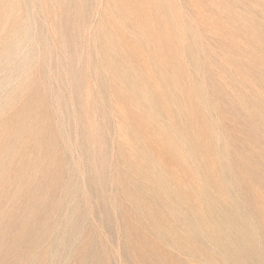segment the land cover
Instances as JSON below:
<instances>
[{
  "label": "rangeland",
  "instance_id": "obj_1",
  "mask_svg": "<svg viewBox=\"0 0 264 264\" xmlns=\"http://www.w3.org/2000/svg\"><path fill=\"white\" fill-rule=\"evenodd\" d=\"M0 88V264H264V0H0Z\"/></svg>",
  "mask_w": 264,
  "mask_h": 264
},
{
  "label": "bare ground",
  "instance_id": "obj_2",
  "mask_svg": "<svg viewBox=\"0 0 264 264\" xmlns=\"http://www.w3.org/2000/svg\"><path fill=\"white\" fill-rule=\"evenodd\" d=\"M45 2V1H44ZM234 3V2H233ZM107 4V3H106ZM105 5V4H104ZM126 6V5H125ZM253 6V5H252ZM5 7V6H4ZM216 7H218V6H216ZM105 9V8H104ZM2 10V9H1ZM201 11V10H200ZM223 11V10H222ZM103 12V11H102ZM170 13V12H169ZM202 13V12H201ZM218 13V12H217ZM216 13V14H217ZM255 13V12H254ZM113 14V13H112ZM111 15V14H110ZM176 15V14H175ZM184 16V15H183ZM29 17V16H28ZM239 18V17H238ZM22 19V18H21ZM28 19V18H27ZM237 19V18H236ZM117 21V20H116ZM243 21V20H242ZM5 23V22H4ZM204 25V24H203ZM17 26V25H16ZM125 26V25H124ZM100 27H101V25H100ZM31 29V28H30ZM99 29V28H98ZM102 29V28H101ZM125 29V28H124ZM181 29V28H180ZM229 31V30H228ZM18 32V31H17ZM31 32V31H30ZM14 34V33H13ZM19 35H21V34H19ZM27 35V34H26ZM122 35V34H121ZM7 36V35H6ZM24 36V35H23ZM15 37V36H14ZM37 37V36H36ZM103 37V36H102ZM224 37V36H223ZM228 37V36H227ZM31 38V37H30ZM39 38V37H38ZM15 41V40H14ZM99 41V40H98ZM97 41V42H98ZM189 41V40H188ZM208 41V40H207ZM19 42V41H18ZM27 42H28V40H27ZM48 44V43H47ZM26 45V44H25ZM48 47V46H47ZM249 47V46H248ZM25 48V47H24ZM49 48V47H48ZM122 49V48H121ZM153 49V48H152ZM17 53V52H16ZM117 53V52H116ZM124 53V52H123ZM125 56V55H124ZM25 57V56H24ZM27 57V56H26ZM147 57V56H146ZM37 59V58H36ZM17 60V59H16ZM42 60V59H41ZM66 60V59H65ZM28 61V60H27ZM37 61V60H36ZM35 61V62H36ZM26 64V63H25ZM110 64V63H109ZM36 65V64H35ZM77 65V64H76ZM38 66V65H37ZM163 66V65H162ZM28 67V66H27ZM40 72V71H39ZM136 72V71H135ZM167 73V72H166ZM104 74V73H103ZM23 75H24V73H23ZM61 75V74H60ZM44 76V75H43ZM112 77V76H111ZM99 79V78H98ZM21 80V79H20ZM39 80V79H38ZM25 81V80H24ZM105 81V80H104ZM4 82V81H3ZM26 83V82H25ZM193 83V82H192ZM8 84V83H7ZM31 84H33V83H31ZM30 86V85H29ZM28 86V87H29ZM193 86V85H192ZM15 87V86H14ZM110 89V88H109ZM159 89V88H158ZM0 90H1V88H0ZM11 90V89H10ZM29 90V89H28ZM3 91V90H2ZM14 91H15V89H14ZM213 91V90H212ZM26 92V91H25ZM33 95V94H32ZM54 96H55V94H54ZM109 98V97H108ZM236 98V97H235ZM240 98V97H239ZM102 100V99H101ZM238 102H239V100H238ZM105 103V102H104ZM9 104V103H8ZM41 104V103H40ZM29 107V106H28ZM115 107V106H114ZM10 108H11V106H10ZM13 109V108H12ZM36 112V111H35ZM5 113V112H4ZM23 115V114H22ZM115 118V117H114ZM24 120V119H23ZM42 120V119H41ZM44 122V121H43ZM43 124V123H42ZM161 124V123H160ZM118 125V124H117ZM5 126H6V124H5ZM24 128V127H23ZM0 131H2V129L0 130ZM24 131V130H23ZM18 133V132H17ZM118 135V134H117ZM20 136V135H19ZM124 137H126V136H124ZM224 139V138H223ZM129 140V139H128ZM221 145V144H220ZM16 146V145H15ZM14 147V146H13ZM19 151V150H18ZM58 153V152H57ZM180 153V152H179ZM5 155V154H4ZM29 160V159H28ZM27 160V161H28ZM24 161V160H23ZM37 161V160H36ZM142 162V161H141ZM21 169V168H20ZM216 174H217V172H216ZM9 180V179H8ZM28 180V179H27ZM3 190V189H2ZM161 195V194H160ZM243 210V209H242ZM137 222V221H136ZM238 224V223H237ZM232 226V225H231Z\"/></svg>",
  "mask_w": 264,
  "mask_h": 264
}]
</instances>
